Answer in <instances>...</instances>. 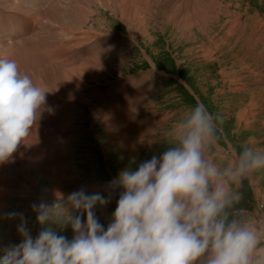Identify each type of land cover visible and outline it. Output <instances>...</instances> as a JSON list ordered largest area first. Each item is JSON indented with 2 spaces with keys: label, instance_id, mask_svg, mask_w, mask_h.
Here are the masks:
<instances>
[{
  "label": "rangeland",
  "instance_id": "374dc122",
  "mask_svg": "<svg viewBox=\"0 0 264 264\" xmlns=\"http://www.w3.org/2000/svg\"><path fill=\"white\" fill-rule=\"evenodd\" d=\"M0 5V56L47 91L31 135L0 163V257L22 240L19 218L5 214L23 213L35 237L41 225L31 205L51 204L57 193L111 192L95 209L106 230L122 191L109 182L162 155L166 133L197 102L223 116L222 140L206 153L219 168L244 143L264 149V0ZM239 191L247 218H264V171ZM56 230L73 238L70 227Z\"/></svg>",
  "mask_w": 264,
  "mask_h": 264
},
{
  "label": "clouds",
  "instance_id": "9594fccd",
  "mask_svg": "<svg viewBox=\"0 0 264 264\" xmlns=\"http://www.w3.org/2000/svg\"><path fill=\"white\" fill-rule=\"evenodd\" d=\"M46 92L0 56V163L31 135ZM222 123L202 102L188 108L166 133L170 147L162 155L109 182L112 192L122 191L106 230L95 209L110 203L111 192L81 188L33 203L41 225L35 237L23 213H6L19 218L22 240L3 250L0 264H264V218L248 219L237 207L243 182L264 171V149L244 143L219 168L206 153L220 144ZM68 227L70 240L56 230Z\"/></svg>",
  "mask_w": 264,
  "mask_h": 264
},
{
  "label": "bare ground",
  "instance_id": "6f19581e",
  "mask_svg": "<svg viewBox=\"0 0 264 264\" xmlns=\"http://www.w3.org/2000/svg\"><path fill=\"white\" fill-rule=\"evenodd\" d=\"M0 2H2V0L0 1ZM10 5V4H9ZM1 6V5H0ZM7 8H10V7H8V5L6 6ZM12 7V6H11ZM5 8V7H4ZM12 8H14V7H12ZM11 11V10H10ZM32 13V12H31ZM36 13H38V12H36ZM34 15V14H33ZM37 15V14H36ZM64 16V15H63ZM35 18V17H34ZM51 22V21H50ZM44 25V24H43ZM42 29H43V27H41ZM39 34V33H38ZM35 35L37 36V31H36V33H35ZM49 38V37H48ZM73 39V38H72ZM77 38H75V40H76ZM62 45V44H61ZM60 45V46H61ZM60 48V47H59ZM62 49V48H61ZM64 49V48H63ZM70 49V48H69ZM69 49H67V50H69ZM84 49V48H83ZM58 51V50H57ZM98 59V58H97ZM96 80V79H95ZM76 83V82H75ZM79 84V83H78ZM47 94V93H46ZM81 95V94H80ZM82 98V97H81ZM83 100V99H82ZM85 100V99H84ZM69 103V102H68ZM68 107V106H67ZM67 107H65V108H67ZM74 107V106H73ZM77 107V106H76ZM70 108V107H69ZM60 123V122H59ZM61 124V123H60ZM37 157V156H36ZM14 159H16V158H14ZM41 160H43V159H41ZM47 160V159H46ZM47 172V171H46Z\"/></svg>",
  "mask_w": 264,
  "mask_h": 264
}]
</instances>
